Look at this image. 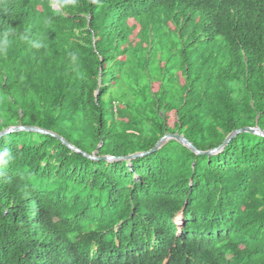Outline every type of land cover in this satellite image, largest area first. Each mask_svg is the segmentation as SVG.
<instances>
[{"label": "trees", "instance_id": "16d2710c", "mask_svg": "<svg viewBox=\"0 0 264 264\" xmlns=\"http://www.w3.org/2000/svg\"><path fill=\"white\" fill-rule=\"evenodd\" d=\"M15 126L0 264H264V137L121 160L264 132V0H0Z\"/></svg>", "mask_w": 264, "mask_h": 264}, {"label": "water", "instance_id": "95a60500", "mask_svg": "<svg viewBox=\"0 0 264 264\" xmlns=\"http://www.w3.org/2000/svg\"><path fill=\"white\" fill-rule=\"evenodd\" d=\"M99 84H100V82H98V86H99ZM17 132H32V133H38V134H43V135H50L51 137L59 140L62 144H64L70 150H72L76 153H80V151L77 148L73 147L71 144H69L63 138H61V137H59V136H57L51 132H48V131H45V130H42V129H39L36 127H23V126L10 127L8 129H5V130L0 132V138L6 134L17 133ZM241 133H249V134L259 136V137H264V132L259 130L257 127L241 128V129L236 130V131L232 132L231 134H229L220 147L213 149L211 151H207V152H199L183 136L178 135V134H173V135L166 134L157 142V144L155 145V147L151 151H149L147 153H141V154H135L132 156H128V157L122 158L121 160L131 161V160H134L136 158L145 156L146 154L156 152L169 140L176 141L177 143L186 147L187 149H189L192 153H194L196 155L211 156V155L219 153L228 144V142L230 141L231 138H233L236 135L241 134ZM86 157L89 159H92V160H97V161L98 160H105V161L110 162V161L114 160L112 157H101V158H95L93 156H86Z\"/></svg>", "mask_w": 264, "mask_h": 264}, {"label": "rangeland", "instance_id": "374dc122", "mask_svg": "<svg viewBox=\"0 0 264 264\" xmlns=\"http://www.w3.org/2000/svg\"><path fill=\"white\" fill-rule=\"evenodd\" d=\"M55 8H57L56 6H54Z\"/></svg>", "mask_w": 264, "mask_h": 264}]
</instances>
